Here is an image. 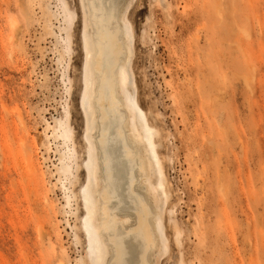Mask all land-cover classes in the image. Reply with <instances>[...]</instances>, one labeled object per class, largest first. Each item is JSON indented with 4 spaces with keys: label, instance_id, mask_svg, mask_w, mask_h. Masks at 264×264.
I'll use <instances>...</instances> for the list:
<instances>
[{
    "label": "rangeland",
    "instance_id": "374dc122",
    "mask_svg": "<svg viewBox=\"0 0 264 264\" xmlns=\"http://www.w3.org/2000/svg\"><path fill=\"white\" fill-rule=\"evenodd\" d=\"M86 1L0 0V264H95ZM117 1L167 191L145 264H264V0Z\"/></svg>",
    "mask_w": 264,
    "mask_h": 264
},
{
    "label": "bare ground",
    "instance_id": "6f19581e",
    "mask_svg": "<svg viewBox=\"0 0 264 264\" xmlns=\"http://www.w3.org/2000/svg\"><path fill=\"white\" fill-rule=\"evenodd\" d=\"M83 5L93 28L83 39L87 75L79 102L90 145L83 228L95 264H145L159 236L156 219L167 192L159 177V134L126 102L130 37L118 22V1L87 0ZM150 171L156 184L149 180Z\"/></svg>",
    "mask_w": 264,
    "mask_h": 264
}]
</instances>
